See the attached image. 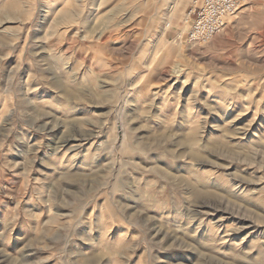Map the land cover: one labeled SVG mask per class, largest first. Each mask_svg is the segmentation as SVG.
Returning <instances> with one entry per match:
<instances>
[{
    "label": "rangeland",
    "instance_id": "1",
    "mask_svg": "<svg viewBox=\"0 0 264 264\" xmlns=\"http://www.w3.org/2000/svg\"><path fill=\"white\" fill-rule=\"evenodd\" d=\"M192 4L0 0V264H264V0Z\"/></svg>",
    "mask_w": 264,
    "mask_h": 264
},
{
    "label": "built area",
    "instance_id": "2",
    "mask_svg": "<svg viewBox=\"0 0 264 264\" xmlns=\"http://www.w3.org/2000/svg\"><path fill=\"white\" fill-rule=\"evenodd\" d=\"M252 0H193L188 19L194 16L187 42L206 45L221 34L228 19L249 5ZM187 19V22H189Z\"/></svg>",
    "mask_w": 264,
    "mask_h": 264
},
{
    "label": "bare ground",
    "instance_id": "3",
    "mask_svg": "<svg viewBox=\"0 0 264 264\" xmlns=\"http://www.w3.org/2000/svg\"><path fill=\"white\" fill-rule=\"evenodd\" d=\"M66 143V142H65ZM195 216V215H194Z\"/></svg>",
    "mask_w": 264,
    "mask_h": 264
}]
</instances>
